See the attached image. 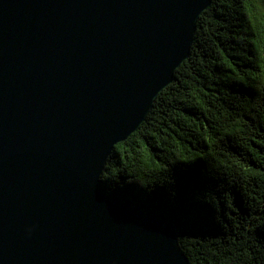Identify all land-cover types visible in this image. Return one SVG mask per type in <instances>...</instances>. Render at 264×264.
<instances>
[{
  "label": "water",
  "instance_id": "water-1",
  "mask_svg": "<svg viewBox=\"0 0 264 264\" xmlns=\"http://www.w3.org/2000/svg\"><path fill=\"white\" fill-rule=\"evenodd\" d=\"M211 0H0V264H189L100 188Z\"/></svg>",
  "mask_w": 264,
  "mask_h": 264
},
{
  "label": "trees",
  "instance_id": "trees-1",
  "mask_svg": "<svg viewBox=\"0 0 264 264\" xmlns=\"http://www.w3.org/2000/svg\"><path fill=\"white\" fill-rule=\"evenodd\" d=\"M100 188L165 219L189 264H264V0H211Z\"/></svg>",
  "mask_w": 264,
  "mask_h": 264
},
{
  "label": "bare ground",
  "instance_id": "bare-ground-1",
  "mask_svg": "<svg viewBox=\"0 0 264 264\" xmlns=\"http://www.w3.org/2000/svg\"><path fill=\"white\" fill-rule=\"evenodd\" d=\"M155 217V216H154ZM155 218H158V217H155ZM160 219V218H159ZM162 220H164V221H167V220H165V219H162Z\"/></svg>",
  "mask_w": 264,
  "mask_h": 264
}]
</instances>
